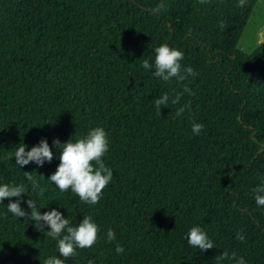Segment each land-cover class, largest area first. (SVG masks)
Returning a JSON list of instances; mask_svg holds the SVG:
<instances>
[{"label": "trees", "instance_id": "16d2710c", "mask_svg": "<svg viewBox=\"0 0 264 264\" xmlns=\"http://www.w3.org/2000/svg\"><path fill=\"white\" fill-rule=\"evenodd\" d=\"M257 1L0 0V185L25 186L29 215L31 199L41 215L57 210L73 227L92 217L96 244L65 264H264V206L254 192L264 186V40L249 53L237 48ZM160 3L166 10L153 13ZM162 44L183 52L182 68L197 75L155 77ZM164 94L159 114L154 101ZM193 123L204 126L199 135ZM96 127L107 133L102 160L112 180L88 205L49 178L61 154L53 141L75 142ZM41 140L53 160L19 167L17 147ZM8 203H0V264L64 259L50 228L13 216ZM192 227L214 248L190 247Z\"/></svg>", "mask_w": 264, "mask_h": 264}, {"label": "clouds", "instance_id": "9594fccd", "mask_svg": "<svg viewBox=\"0 0 264 264\" xmlns=\"http://www.w3.org/2000/svg\"><path fill=\"white\" fill-rule=\"evenodd\" d=\"M205 0H201L204 3ZM245 0H239V6L243 7ZM166 10L163 3L151 9L153 13ZM184 59L183 52L162 44L155 49L154 59V76L168 82L173 78L178 81H184L189 76H196L197 73L192 67H183L181 61ZM142 67L145 70L153 68L147 59L143 61ZM183 73V74H182ZM184 92L193 95L192 91L185 86ZM169 100L168 94H164L161 98L154 101L155 107L160 114L161 106L165 105ZM179 96L173 103H178ZM187 107V106H185ZM185 107H181L176 116L184 113ZM203 125L193 123L192 132L199 135L203 129ZM53 144L60 149L59 166L54 174L49 178L50 182H54L58 190L61 192L74 193L81 202L88 205H96L102 198L104 189L112 180V171L105 166L102 158L108 151L109 141L107 133L101 127L90 130L84 138L73 140L60 144L59 140H54ZM26 145L20 144L14 153L16 164L24 167L29 163H36L43 166L47 162L53 160V153L47 143V140H41L37 146L26 151ZM25 177L32 183L33 188L39 187L37 181L33 179L32 173L24 172ZM26 188L20 185H0V203L8 200L7 211L13 216L23 218L35 222V227L39 231H43L45 226L50 228L47 235L57 241L59 256L47 258L44 264H65V260L77 255V249L91 248L99 238V227L93 222L91 216H84L82 222L78 226H70V221L63 218L62 214L57 210L45 212L41 215L33 200H27V206L31 209L30 215L21 208L22 194H25ZM255 202L258 206H264V186L254 189ZM13 198H16L15 202ZM43 222V223H41ZM66 233V234H65ZM116 239L115 232L111 229L107 232L108 242ZM238 239L243 241L244 237L238 235ZM187 243L190 247L206 252L214 248L213 242L208 238L206 232L200 227H192L187 235ZM117 254H123L124 248L117 244L115 249ZM221 258H228V253H223ZM235 259V254L232 255ZM91 264V262H90ZM237 264H245L243 258L237 261Z\"/></svg>", "mask_w": 264, "mask_h": 264}, {"label": "rangeland", "instance_id": "374dc122", "mask_svg": "<svg viewBox=\"0 0 264 264\" xmlns=\"http://www.w3.org/2000/svg\"><path fill=\"white\" fill-rule=\"evenodd\" d=\"M264 40V0H258L241 33L237 48L249 53Z\"/></svg>", "mask_w": 264, "mask_h": 264}]
</instances>
